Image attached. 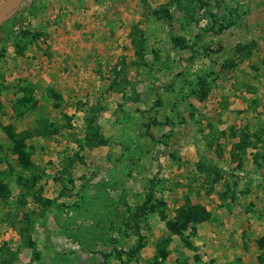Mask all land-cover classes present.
I'll use <instances>...</instances> for the list:
<instances>
[{"label": "rangeland", "instance_id": "374dc122", "mask_svg": "<svg viewBox=\"0 0 264 264\" xmlns=\"http://www.w3.org/2000/svg\"><path fill=\"white\" fill-rule=\"evenodd\" d=\"M0 181V264H264V0H22ZM189 202L209 218L172 229Z\"/></svg>", "mask_w": 264, "mask_h": 264}, {"label": "trees", "instance_id": "16d2710c", "mask_svg": "<svg viewBox=\"0 0 264 264\" xmlns=\"http://www.w3.org/2000/svg\"><path fill=\"white\" fill-rule=\"evenodd\" d=\"M153 13L159 16L160 18L164 19L167 23L168 28L172 31V16L168 10H153ZM173 40L176 45L182 48L187 47V41L184 36L180 35H173ZM23 90H27L23 88ZM30 92H32L30 90ZM29 99V98H28ZM7 133L10 136L11 140L14 142L13 146H11L10 150L13 155H16L18 157V160L26 167L32 164V161L30 159L31 155L30 153L25 149L24 146V140L26 139L27 135H30L31 133L29 130H22L20 132H17L15 130V127L13 125L6 126ZM246 145V142H243V146ZM239 146H242L240 143ZM153 181V180H152ZM5 186L0 181V195L3 197H6L5 195ZM152 200V195L149 196L147 201L139 205L137 208V211L135 212L134 216V228L135 233L138 235V242L137 245L130 250L131 253H135L142 245V239L143 236L140 233V226H139V218L140 213L145 209L148 208V204ZM210 212L202 205L200 204H190V202L185 207H180L177 210V219L170 223V226L174 230H181L185 229L189 223H199L202 221H205L209 218Z\"/></svg>", "mask_w": 264, "mask_h": 264}, {"label": "water", "instance_id": "95a60500", "mask_svg": "<svg viewBox=\"0 0 264 264\" xmlns=\"http://www.w3.org/2000/svg\"><path fill=\"white\" fill-rule=\"evenodd\" d=\"M22 0H4L0 5V23L10 18L19 8Z\"/></svg>", "mask_w": 264, "mask_h": 264}]
</instances>
